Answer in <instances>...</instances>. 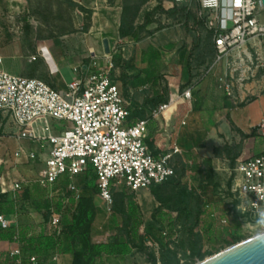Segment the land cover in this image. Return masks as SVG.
I'll return each instance as SVG.
<instances>
[{
	"label": "built area",
	"instance_id": "1",
	"mask_svg": "<svg viewBox=\"0 0 264 264\" xmlns=\"http://www.w3.org/2000/svg\"><path fill=\"white\" fill-rule=\"evenodd\" d=\"M174 1L199 3L198 17L213 38L216 62L226 60L228 65L227 73L219 79V87L237 105L236 89L254 81L264 69L263 1ZM114 53L113 48L102 55L92 52L88 65L73 68L75 77L62 90L43 79L0 68V113L9 115L17 124L18 139L37 142L44 154L43 165L35 178L7 180L1 175L2 194L15 199L25 184H37L49 189L51 197L61 193L63 208H66L71 199L77 202L81 196V189L73 178L92 166L97 173L100 197L112 211L116 187H127L132 192L151 190L152 186L162 184L174 175L172 159L181 153V148L175 144L172 151L156 155L146 142L149 118L130 122V102L111 75L115 68ZM184 97H191L190 89L184 91ZM173 102L160 104L152 110L151 116L163 115ZM53 120L65 121L67 125L58 129ZM258 128L264 135V118ZM23 154L24 149L20 147L14 157L19 160ZM27 156L36 160L38 152L28 151ZM231 170L232 184L221 193L228 201L227 215L219 216L220 222L226 223L227 216L235 217L240 213L242 224L259 229L255 221L257 213L264 211V198L258 196L264 192V151L238 159ZM66 173L71 182L65 190L56 187V182ZM245 188L248 189L247 197L243 192ZM245 199L251 207L243 203ZM237 207L243 210L239 211ZM212 215L217 216L215 212ZM61 219L62 214L51 207L47 233L61 234ZM9 226L10 220L0 214V228ZM14 241L20 244L18 235ZM147 243L153 245L155 242L149 239ZM10 253L21 259V246ZM59 256L55 253L52 258L57 260ZM30 264H41L39 257L30 256Z\"/></svg>",
	"mask_w": 264,
	"mask_h": 264
},
{
	"label": "rangeland",
	"instance_id": "2",
	"mask_svg": "<svg viewBox=\"0 0 264 264\" xmlns=\"http://www.w3.org/2000/svg\"><path fill=\"white\" fill-rule=\"evenodd\" d=\"M72 1L73 3L68 0H0V68L26 77L35 75L53 86L52 81L60 78L58 70L63 72V59L71 65L70 67H75L88 63L92 52L102 55L107 33L100 27H94L93 12L91 13L90 9L84 7L79 1ZM151 1L146 4L148 7L152 6L149 4ZM261 18L264 20V11ZM184 20V18H178L172 20V23H181L182 28L188 31L189 26ZM122 51L127 55L131 54L133 58L137 54L136 45L134 47L127 46L126 50ZM234 118L233 109L223 112L217 110L215 115L217 125L219 122L228 120L231 131L226 134L222 132L215 135L206 134L207 136L194 149L189 150L187 155L182 153L175 155L172 163L177 171L160 191L169 203H173L183 185H187L190 190L201 196L204 202V213L201 216L200 224L195 227V232L202 233V252H211V254H206L205 258L230 246L232 238L240 233L243 235L240 241L260 233L259 229L247 223H241V226L238 227L233 217L227 216L228 221L221 223L219 216L227 215V199L222 201L213 186L214 184L209 182L206 175L207 165L203 167L204 175L191 168L193 161L202 162L211 154L212 167L215 172L214 181L220 185L218 191L225 193L232 178L231 168H233L230 158L226 155L227 150H231L238 160L243 155L245 147L258 146L264 140V135L258 128L260 121L250 128L245 127L242 122L236 123ZM53 124L58 129L67 125L65 121L58 120H53ZM5 128L11 131L9 135H13L14 129H18L14 120L6 114L5 116L0 115V135ZM12 139L15 140L14 137ZM24 140L28 139H21V141ZM15 142L16 147L13 152L20 147L24 149L16 140ZM215 147L223 148L220 156L214 154ZM7 159L10 160L8 165L14 168V174L4 175L8 180L31 179L37 176L40 169L37 161L24 159L23 156L16 160L14 154L13 157L9 156ZM73 181L83 187L85 176L79 174L73 178ZM49 192V189L36 187L34 196L29 199L27 207H23L21 202L17 203V226L21 231H23L24 224L32 225V227L28 225L29 229L26 231L34 234L39 233L42 227L43 229L47 228L48 220H45L43 210L39 209L37 204H44L48 199L51 200V207L63 215L75 207L74 203L59 209L58 202L61 201V193L51 197ZM121 192L125 194V197L133 194L135 202L140 206L144 222H150L155 218L153 216L157 215L161 202L152 194L151 190H140L134 194L129 188L119 186L114 189V194L120 200ZM89 193L94 197L99 212L93 233L97 238H105L106 233L110 232L113 208L112 211L108 210L99 192L93 193L90 190ZM214 212L217 216L212 215ZM168 213L169 216H177L176 211L169 210ZM168 219L169 217L164 220L165 222L162 220L161 223L168 224ZM118 220L119 224H122L121 215L118 216ZM210 223L213 225L212 235L205 232L206 225ZM178 229L180 227H177V232L164 238V241H167L169 246L177 251V257L181 263H197L200 259L191 263L188 257L190 254L187 247L190 238L189 230ZM224 230H227L226 234L223 233ZM140 232L143 233V226ZM147 242L145 249L133 248V251L126 256L106 257L105 264H153L155 260L157 264H162L159 243L156 240L153 245ZM0 263L21 264L22 259L12 257L8 247L2 251ZM41 264H69V262L68 257L63 255H60L57 260H54L52 256H43Z\"/></svg>",
	"mask_w": 264,
	"mask_h": 264
},
{
	"label": "crops",
	"instance_id": "3",
	"mask_svg": "<svg viewBox=\"0 0 264 264\" xmlns=\"http://www.w3.org/2000/svg\"><path fill=\"white\" fill-rule=\"evenodd\" d=\"M78 1L92 10L94 27H100L107 33L105 37L109 40V46L115 49L113 55L115 68L111 71L112 78L130 102V122L149 118L146 142L156 155L172 151L175 144L181 148L183 155H187L189 150L194 149L207 136L206 134L230 132L231 126L228 120L219 122L217 125L215 120L217 110L223 112L233 109L234 121L242 122L245 127L250 128L264 118V69L259 71L254 81H248L236 89L239 103L234 104L233 100L227 97L219 87L220 77L228 71L227 61L216 62L214 41L207 33L203 21L198 17L200 5L197 1L191 4L175 3L176 11L172 14L155 13L153 21L146 30L140 32L138 39L120 36L123 0ZM155 1L152 0L149 3L152 6L143 7L137 20L138 25L144 21V10L156 7L158 1ZM173 6L172 0H164L163 7L166 10H170ZM183 8H187L189 12H183ZM178 18L185 19L189 26L188 31L182 28L181 23H172V20ZM262 21L264 22L263 19ZM135 45L137 54L134 58L131 54L127 55L122 51L126 50L127 46ZM70 66L63 59V72L58 70L60 78L52 81L53 87L65 89L66 83L75 77L72 72L74 67ZM31 77L39 78L35 75ZM188 89L191 90V97L185 98L184 91ZM171 100L174 102L169 105L163 115L151 116L153 109ZM0 115L5 116L2 113ZM244 130L247 131V129ZM17 131L16 128L12 132L13 135H9L11 131L5 128L1 134L0 176L14 174V168L8 165L10 160L7 157H13L15 140L24 147V159L28 158V151H36L38 158L32 161H37L40 169L43 165L44 154L41 153L39 144L30 140L21 141L16 136ZM13 137L15 140L12 139ZM263 150L264 140L258 146L245 147L243 155L238 159L259 154ZM207 157L212 156L209 154ZM36 187L41 188L37 184H25L23 190L28 189L33 197ZM0 195L3 196L0 201L6 204L13 200L9 195L1 193V187ZM4 215L10 220V224L14 222L17 225V213L16 215L4 213ZM28 225L22 226L24 231L29 229ZM29 226L32 227V225ZM19 245L16 241L0 239V261L2 251L9 247L11 252Z\"/></svg>",
	"mask_w": 264,
	"mask_h": 264
},
{
	"label": "trees",
	"instance_id": "4",
	"mask_svg": "<svg viewBox=\"0 0 264 264\" xmlns=\"http://www.w3.org/2000/svg\"><path fill=\"white\" fill-rule=\"evenodd\" d=\"M68 1L73 3L72 0ZM149 1L150 0H123V10L119 28L120 36L138 39L140 32L146 30L147 26L153 21L155 13L162 12L172 14L176 11V2L174 0H172L174 6L170 10H166L163 7L164 0H157L158 4L156 7L151 10H144V21L142 24L138 25L137 20L143 11L142 9ZM89 11L92 13V10ZM183 12L188 13L189 10L183 8ZM222 151L223 148H214V154L216 156H220ZM226 155L230 158L232 167H235L237 156L233 155L231 150H227ZM212 161L213 159L211 157L204 158L202 162L195 160L192 162L191 168L204 175L205 169L203 167L207 165V178L210 180V183L214 184L213 186L215 190H217L220 199L225 201L221 192L218 191L220 185L214 181L215 172L212 167ZM176 171L177 169L175 168V173ZM82 175L85 176V182L83 187L78 185L81 189L80 199L77 202L71 199L69 205L75 203V207L70 209L67 214H62L61 234L47 233L44 229L36 234L28 230L21 231L14 222L6 229L0 228V239L14 241L15 236H19L22 250L21 264L30 263V256L32 255H37L41 262L43 256H53L55 253H59L61 256H67L69 264H105L107 258L126 256L133 251V248L145 249V243L149 239L156 240L159 243L162 264H183L177 257V251L171 248L167 241H164V238L169 234L177 232V227H180L178 230H189L190 238L187 247L190 250L188 257L191 263L196 259L203 260L206 254H211L210 251L206 253L202 252V233L195 232V227L200 224L201 216L204 213V202L201 196L190 190L187 185H183L179 189L178 195L173 203H169L160 192L174 175L169 177L162 184L151 187L152 194L161 202V206L159 207L157 215L153 216L155 218L150 222H144L140 212V206L135 202L133 194L125 197V194L121 192V200L116 198L114 194L113 218L110 223V232L106 233L105 238H97L93 233L99 212L94 197L89 191L92 190L93 193L99 192L97 173L94 168L90 166ZM232 179L233 178L229 181L228 187L231 186ZM70 182L71 178L66 173L56 182V187L60 186L58 188H63L65 190ZM132 193L135 194V192ZM2 197L3 196L0 195V199H2ZM29 199H31V192L25 189L21 194H18L11 203L6 204L0 201V214L8 213L10 215H16L17 203L21 202L23 207H27L26 205L28 204L27 202L30 201ZM37 206L39 209L43 210L45 220L49 221L51 200L48 199L44 204H37ZM58 207L59 209L63 208L62 198L61 201L58 202ZM169 210L176 211L177 216H169ZM119 215H121L122 224H119ZM240 216L241 214L237 213L235 217H233L238 227L241 226V221L239 220ZM167 217H169L167 220L168 224L161 223L162 220H166ZM142 226L143 233L140 232ZM205 232L212 235V223L206 225ZM223 233L226 234L227 230H224ZM242 236L243 235L240 233L233 237L230 245L239 242ZM153 264H157V261L155 260Z\"/></svg>",
	"mask_w": 264,
	"mask_h": 264
},
{
	"label": "water",
	"instance_id": "5",
	"mask_svg": "<svg viewBox=\"0 0 264 264\" xmlns=\"http://www.w3.org/2000/svg\"><path fill=\"white\" fill-rule=\"evenodd\" d=\"M104 49L110 52L107 38L104 39ZM195 264H264V235L258 233L234 243Z\"/></svg>",
	"mask_w": 264,
	"mask_h": 264
},
{
	"label": "clouds",
	"instance_id": "6",
	"mask_svg": "<svg viewBox=\"0 0 264 264\" xmlns=\"http://www.w3.org/2000/svg\"><path fill=\"white\" fill-rule=\"evenodd\" d=\"M247 190H248L247 188H245V189L243 190V192H244V196H245V197H247ZM258 196L264 198V192L258 193ZM243 203H244L247 207H251V204L249 203V201H248L247 199H245V200L243 201ZM237 209H238L239 211H242V210H243V209L240 208V207H237ZM255 222H256V224L258 225L259 229L261 230V231H260V234H261V235H264V211H261V212L257 213L256 221H255Z\"/></svg>",
	"mask_w": 264,
	"mask_h": 264
},
{
	"label": "bare ground",
	"instance_id": "7",
	"mask_svg": "<svg viewBox=\"0 0 264 264\" xmlns=\"http://www.w3.org/2000/svg\"><path fill=\"white\" fill-rule=\"evenodd\" d=\"M169 107V106H168Z\"/></svg>",
	"mask_w": 264,
	"mask_h": 264
}]
</instances>
